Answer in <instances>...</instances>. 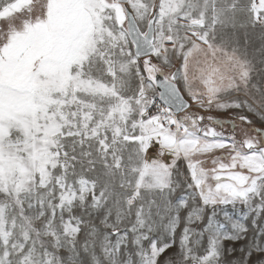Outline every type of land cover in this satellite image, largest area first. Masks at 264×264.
I'll list each match as a JSON object with an SVG mask.
<instances>
[{
	"label": "snow or ice",
	"instance_id": "obj_1",
	"mask_svg": "<svg viewBox=\"0 0 264 264\" xmlns=\"http://www.w3.org/2000/svg\"><path fill=\"white\" fill-rule=\"evenodd\" d=\"M247 113L264 0H0V264H264Z\"/></svg>",
	"mask_w": 264,
	"mask_h": 264
},
{
	"label": "rangeland",
	"instance_id": "obj_2",
	"mask_svg": "<svg viewBox=\"0 0 264 264\" xmlns=\"http://www.w3.org/2000/svg\"><path fill=\"white\" fill-rule=\"evenodd\" d=\"M190 103H191V101H190ZM192 110L193 111H197L200 114L205 115V116H207V115H213V116L217 117L218 119L221 118L223 120L226 119V118H228V119H234L235 116H236V110L219 111V110L213 109L211 112H208V111H205L203 109H199L198 107L195 106V104H193ZM247 114L253 120V123H254L255 126H257V127L264 126V121H261L259 117L254 116L251 113H247ZM241 127H247V125H242ZM225 128L226 129H230L231 128V124L225 125ZM217 130L218 131L220 130L219 126H217ZM238 138H239V135H238ZM152 154L153 153H150V155H152ZM243 217H244V212L240 210V206H237V209L235 211V219H239V220H241V222H246ZM170 251H172V250H170ZM165 255H167V253Z\"/></svg>",
	"mask_w": 264,
	"mask_h": 264
},
{
	"label": "trees",
	"instance_id": "obj_3",
	"mask_svg": "<svg viewBox=\"0 0 264 264\" xmlns=\"http://www.w3.org/2000/svg\"><path fill=\"white\" fill-rule=\"evenodd\" d=\"M220 119H221V118H220ZM224 120H227V121H228V124H231L232 119H228V118H226V119H224Z\"/></svg>",
	"mask_w": 264,
	"mask_h": 264
}]
</instances>
